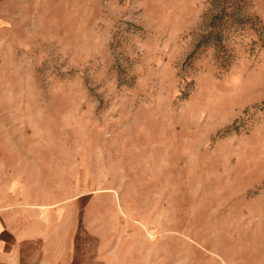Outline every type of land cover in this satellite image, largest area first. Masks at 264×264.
I'll return each mask as SVG.
<instances>
[{
	"label": "rangeland",
	"instance_id": "1",
	"mask_svg": "<svg viewBox=\"0 0 264 264\" xmlns=\"http://www.w3.org/2000/svg\"><path fill=\"white\" fill-rule=\"evenodd\" d=\"M0 186L29 264H264V0H0Z\"/></svg>",
	"mask_w": 264,
	"mask_h": 264
},
{
	"label": "crops",
	"instance_id": "2",
	"mask_svg": "<svg viewBox=\"0 0 264 264\" xmlns=\"http://www.w3.org/2000/svg\"><path fill=\"white\" fill-rule=\"evenodd\" d=\"M12 201L11 195L3 198L0 186V264H29L27 262L28 246L31 249L34 234L21 221L17 213V203ZM49 252V250L39 252L43 255L36 264H62L60 258L49 259ZM32 253L33 251L30 250V254ZM29 260L32 264L34 263L32 256Z\"/></svg>",
	"mask_w": 264,
	"mask_h": 264
}]
</instances>
